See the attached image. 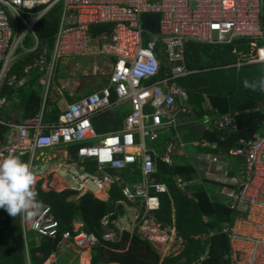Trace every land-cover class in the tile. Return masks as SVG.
I'll return each mask as SVG.
<instances>
[{
  "label": "built area",
  "instance_id": "obj_1",
  "mask_svg": "<svg viewBox=\"0 0 264 264\" xmlns=\"http://www.w3.org/2000/svg\"><path fill=\"white\" fill-rule=\"evenodd\" d=\"M57 5H61L62 12L53 47L50 51L40 49L34 27ZM143 15L159 16L157 35L142 29ZM263 16L264 0H0V93L4 88L24 86L25 75L31 71L39 73L38 85L43 91L40 112L18 123L3 119L6 100L0 95V126L7 129L0 140V158H27L40 180L54 174L47 173L49 166L43 153L64 150L59 165L61 190L82 197L119 186L126 203L142 204L143 212L134 218L141 238L163 246L172 243L174 234L168 235V230L153 220L160 208L159 195L167 189L153 183L152 176L158 162L172 165L174 145L168 142L161 154L151 145L171 134L179 116L190 111L187 95L177 84L196 73L186 67L185 47L189 42L229 46L247 40L249 54L236 67H264V44L259 45L263 42ZM104 25L112 26L111 36L93 38L90 29ZM28 38L33 43L30 49L24 47ZM35 54L21 74H12L16 62ZM93 54L111 62L107 85L70 103L64 101L58 122L45 123V104L53 94L63 96L54 83L58 65ZM261 108L264 112V101ZM107 113H118V119L124 116L122 127L99 134L94 121ZM212 129L224 142L225 136L238 130L235 116L215 119ZM192 146L216 148L204 140ZM70 148L76 149L75 159L69 157ZM227 156L242 163L239 183L227 205L233 220L220 230L229 242L228 260L230 264H264V134L238 140ZM132 178L138 181L130 182ZM176 186L186 193L187 184L181 179H176ZM43 188L53 190L56 186L47 183ZM4 221L0 215V225ZM110 223L109 216L101 220L102 228L107 230L102 239L117 243L124 228H118L120 233L116 234L108 230ZM81 227L76 223L75 235L65 234L63 240L85 252L97 240L80 231ZM29 230L42 239L57 237L58 223L48 206H43L31 221ZM161 255L171 257L167 252ZM206 258L207 253L198 263Z\"/></svg>",
  "mask_w": 264,
  "mask_h": 264
},
{
  "label": "trees",
  "instance_id": "obj_2",
  "mask_svg": "<svg viewBox=\"0 0 264 264\" xmlns=\"http://www.w3.org/2000/svg\"><path fill=\"white\" fill-rule=\"evenodd\" d=\"M61 12V5H57L35 25L34 32L40 49H52ZM262 30L263 42L259 45L264 44V16ZM90 32L93 38H100L102 35L110 37L112 26H95ZM249 50L247 40H239L229 46H207L189 42L185 47L186 67L196 73L178 80L177 84L185 91L194 116L198 120L208 119L210 122L223 115H233L236 119L237 132L225 136L224 142L219 141L220 135L213 130L203 134L205 140L217 146L216 149H209L212 153L227 154L238 140H248L257 134H264V112L261 108L264 93L260 86V82L264 80V67L259 64L236 67L238 62L248 56ZM35 56L36 54L19 60L12 71H22L34 61ZM39 77L36 71H31L24 88H4L0 93L12 106V110L21 114L23 120L40 112L42 99L37 83ZM245 84L249 87H245ZM108 114L94 121L97 133L121 129L124 116L118 120L112 119L105 126ZM59 115L60 112L53 104H46L45 123L56 124ZM4 119L8 120L9 116L4 115ZM6 132L7 129L0 126V140ZM75 151V148L69 149L71 157H75ZM23 161L27 163V158ZM194 174V168L188 163H173L167 166L158 162L156 173L152 176L153 183L163 184L167 189L165 194L159 195L160 208L153 214V218L162 229L174 230L175 237L182 241L183 246L179 255L164 258L162 261L152 245L141 239L136 232L131 235L123 233L117 243L103 241L105 231L101 220L109 216L110 222H114L124 215L123 206L119 205V202L123 201L119 186L112 187L100 197L86 194L78 200H72L75 193L44 192L38 182L34 186L38 194L37 199L43 206L50 208L58 223V235L55 239H45L37 249L28 252L29 263L45 262L57 251L58 244L65 234L75 235L73 224L80 221L83 224L82 231L93 235L97 240V244L90 249V264H230L229 242L225 235L220 234V230L224 223L232 220L231 212L225 204L212 202L205 186L188 187L190 196L179 191L176 186L177 178L186 183L191 181ZM137 181V178L130 179L133 183ZM129 206H135L140 213L143 212L139 202ZM0 215L5 217V221L0 225V264H26L19 216H9L2 209ZM205 253L207 258L198 263ZM81 264L87 263L83 261Z\"/></svg>",
  "mask_w": 264,
  "mask_h": 264
},
{
  "label": "crops",
  "instance_id": "obj_3",
  "mask_svg": "<svg viewBox=\"0 0 264 264\" xmlns=\"http://www.w3.org/2000/svg\"><path fill=\"white\" fill-rule=\"evenodd\" d=\"M16 64H17V62H16ZM15 65L13 66V68L15 67ZM110 66H111V62H110ZM22 71H20L18 73L21 74ZM11 72H12V74H14L13 71H11ZM56 75H57V71H56ZM28 80H29V74L25 75L26 83L24 84V86H22L20 88H24L27 85ZM107 82H108V80H107ZM37 83H38V81H37ZM39 88L41 91L42 89L40 86H39ZM262 91L264 93V88L262 89ZM80 98H82V97H80ZM80 98H78V99H80ZM41 99H42V104H41V108H42L43 97H41ZM50 99H51V97H50ZM71 101L72 100H69V97H68V100L65 102L70 103ZM47 103L52 104L51 102H48V101H47ZM8 104L9 103L6 102V107H5L4 112H3V119H4V115H6V116H9L8 120L4 119L6 122H11V123L17 122L18 123L21 120H23L21 117V114L17 113L16 111L12 110L14 113L13 115L6 112V108H7ZM46 104H45V106H46ZM189 106H190V104H189ZM117 116H118V113H109L107 116V119H108L107 122L106 121L104 122L105 126L107 124H109V122H111L112 119L118 120ZM104 123H103V125H104ZM263 127H264V124H263ZM208 130H213L212 129V122H210L208 119H206L204 121L198 120L194 116V114L192 113V109L190 106V111L188 114L183 115V116H179L175 130L173 132H171V134H167V135L162 136L160 142L151 145V147L154 150H156L159 154H161L165 145L170 141L173 142L174 146H173V154H172V164L173 163H188L195 170V174H194L193 178L191 179V181L186 182V184H187L186 194L188 196H190L188 187H191L193 185L205 186V182L217 184V185H220L221 193L224 197V201L221 203L225 204V206L227 207L229 200L231 198V195L233 194V192L235 191V189L239 183L240 171L242 169V163L239 159L230 158L227 156V154H223L222 152L212 153L209 151V149H212V148H205V149L194 148L192 146V143L203 141V140L207 141L202 136ZM108 132H111V131H108ZM105 133H107V132H105ZM257 135H259V134H257ZM257 135H255V136H257ZM211 144H215V143H211ZM216 148H217V146H216ZM216 148H214V149H216ZM68 152H69V150H68ZM65 153H66V151L58 149V148L55 150H52L50 152L43 153L44 158L47 161V165L49 166V168L47 169V173H50V172L54 173V174L51 173L50 175H45V177L43 179H40V180H39V177L37 175H35V178H36L35 185L38 182H40L41 183V189L44 192L54 191L56 193H60L63 191H70V190H61L62 180H61V174L59 171V165L62 164V162H63L62 159L64 158ZM37 156H39V155H37ZM69 157L72 159H75V157L70 156V153H69ZM228 159L234 160L235 164L229 163L227 161ZM27 164H28V161H27ZM38 164L39 163H36L35 165L37 166ZM235 176L237 179L235 178ZM47 183H50L51 186L52 185L56 186V189L47 190V189L43 188V186H45ZM104 193H106V192H102L101 194L95 193V194H90V195H92L94 197H100ZM208 195H209V193H208ZM209 197H210V200L212 202H214L210 195H209ZM73 198L78 200L81 197H77V195L75 193V197H73ZM121 202L124 204V205H121V206H123V209L126 208V210H128V212H129V217H131L130 219L132 222V227H131V231H129L128 228L127 229L124 228V230L120 234V239H121V235L123 233H128L131 235L133 232H136L137 235H139L138 224L134 223V218H135L136 214L139 212V209L136 208L135 206H129V203H126L124 200ZM214 203L217 204L218 202H214ZM131 205H133V204H131ZM124 215H125V209H124ZM124 215L122 217H124ZM122 217H120V218H122ZM117 220L114 222H111L109 227H108L109 231H113L116 234L120 233V231L118 229V228H120V226H119V224H116ZM153 220H154V218H153ZM232 220H233V216H232ZM232 220L230 222H226V223H231ZM31 221H29L27 223L22 218V224H21L22 229L24 230L23 239H24V247H25V252H26V264H30L29 260H28L26 232L27 231L31 232L29 230V225H30ZM76 223L82 224L80 221H76L73 224V226ZM157 225H159V224H157ZM111 226H113V228H111ZM82 227H83V224H82ZM82 227H81L80 231H82ZM167 230H168V235L171 233V234H174L173 236L175 237L174 230H170V229H167ZM104 231L106 233L107 230L104 229ZM31 233L34 235V237H33V248L32 249H37L40 246V243L42 241H44L45 239L38 237L33 232H31ZM174 237H172L173 242L168 243L166 246L165 245L163 246V244H157V243L152 244L148 240H146V241H148L152 245L153 249L160 256V261H162L164 258H162L161 253L167 252L171 257H173V256L176 257L182 251V249H183L182 241L180 239H178L176 237L174 238ZM140 238H141V236H140ZM143 240H145V239H143ZM174 244H177L178 247L182 246L181 251L178 254L169 253V251L171 250L170 247H172ZM71 246H72V244H70L69 241H65L62 239V241L58 244L57 251L55 253L51 254L50 257L46 261H49L53 264H72L75 261H79V263H77V264H81L83 261H85L87 264H90V250L85 251V252H80L77 249L72 250ZM166 249H168V250L165 251ZM37 256H39V254H37ZM166 258H168V257H166Z\"/></svg>",
  "mask_w": 264,
  "mask_h": 264
},
{
  "label": "rangeland",
  "instance_id": "obj_4",
  "mask_svg": "<svg viewBox=\"0 0 264 264\" xmlns=\"http://www.w3.org/2000/svg\"><path fill=\"white\" fill-rule=\"evenodd\" d=\"M25 18L28 19L27 17ZM96 45L97 44H95L94 46ZM24 47L26 49H30L33 47V43L30 38L26 40V42L24 43ZM110 71L111 68L109 60L101 58L96 54L83 59H70L68 61L62 62L58 65L57 75L55 77L54 83L61 90L63 96L58 98L55 94H53L48 102H51L60 112L64 108L62 103L64 101H67L68 97L69 100L73 101L80 97L93 94L100 90L102 86H105L107 84ZM39 93L40 96L43 97V91L41 90L39 91ZM6 112L11 115L14 114L12 111V106H10V104H8ZM227 161L231 164H235V161L232 159H228ZM205 188L214 202L221 203L224 201L220 185L205 182ZM72 200L76 199L72 198ZM124 209V217L118 219L116 224H119L120 228H128L129 231H131V217H129L128 210H126V208ZM19 218L20 223L22 224V216H19ZM28 222L29 221H27V223ZM33 237L34 235L31 232H26L27 251L29 253L33 248ZM69 242L70 244H72L71 241ZM181 247L182 246L178 247L177 244H174L172 247H170L171 250L169 251V253L178 254L181 251ZM71 249H76L73 244L71 246ZM77 263H79V261H75L72 264Z\"/></svg>",
  "mask_w": 264,
  "mask_h": 264
},
{
  "label": "clouds",
  "instance_id": "obj_5",
  "mask_svg": "<svg viewBox=\"0 0 264 264\" xmlns=\"http://www.w3.org/2000/svg\"><path fill=\"white\" fill-rule=\"evenodd\" d=\"M260 86L264 88V80ZM35 183L34 170L19 156L0 158V209L12 217L22 216L26 222L33 220L43 208L34 190Z\"/></svg>",
  "mask_w": 264,
  "mask_h": 264
},
{
  "label": "water",
  "instance_id": "obj_6",
  "mask_svg": "<svg viewBox=\"0 0 264 264\" xmlns=\"http://www.w3.org/2000/svg\"><path fill=\"white\" fill-rule=\"evenodd\" d=\"M142 29L153 35L159 33V16L158 15H143Z\"/></svg>",
  "mask_w": 264,
  "mask_h": 264
}]
</instances>
